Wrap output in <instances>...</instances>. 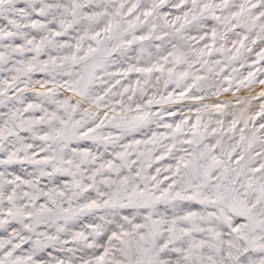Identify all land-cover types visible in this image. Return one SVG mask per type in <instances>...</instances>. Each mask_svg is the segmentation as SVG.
I'll use <instances>...</instances> for the list:
<instances>
[{
  "label": "snow or ice",
  "instance_id": "snow-or-ice-1",
  "mask_svg": "<svg viewBox=\"0 0 264 264\" xmlns=\"http://www.w3.org/2000/svg\"><path fill=\"white\" fill-rule=\"evenodd\" d=\"M0 264H264V0H0Z\"/></svg>",
  "mask_w": 264,
  "mask_h": 264
}]
</instances>
